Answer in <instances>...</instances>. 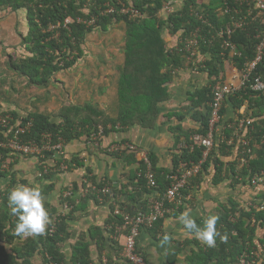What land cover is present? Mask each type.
<instances>
[{
	"label": "trees",
	"instance_id": "trees-1",
	"mask_svg": "<svg viewBox=\"0 0 264 264\" xmlns=\"http://www.w3.org/2000/svg\"><path fill=\"white\" fill-rule=\"evenodd\" d=\"M169 1L171 0H0V12L6 9L11 12L22 11L21 15L27 29L26 35L21 38V46L25 54L21 57L9 56L6 65L9 71L23 78L29 87L35 89L47 88L56 74L75 64L76 58L83 53L82 48L89 34L105 33L113 24L121 23L124 27L123 63L117 74L116 111L113 115H108L94 103H85L83 105L63 104L58 111L50 115L36 111L20 116L14 108L5 111L0 109V118L9 116L11 125L31 123L29 133L19 137L22 143L39 144L42 136L47 134L51 137L50 144H55L60 139L63 146L81 137L89 139L99 127L103 130V136L134 126L153 128L160 119V105L169 99V85L175 77L174 72L185 66L188 57L183 52V44L177 46L178 51L173 50L174 47L165 42L163 32L175 35L182 30L184 38H188L191 32L198 28L200 30L196 47L198 55L189 62L188 67L205 73L208 82L188 95L189 103L184 111L192 120L199 123V127L195 131H187L177 126L173 131L177 150L180 149L182 142L190 146V137H197V141L192 142L194 145L192 152L180 149V154L174 158L176 165L178 166L180 162H199L202 157L200 142L208 130L210 118L208 103L211 101L212 87L220 74L224 73L225 62L241 71L247 62L253 60L258 43L256 36L264 30V27L248 23L242 29H233L232 24L243 17L248 9L244 0H207L206 3L203 0H178L181 2L180 9L173 10L169 7L166 10L163 6ZM217 9L223 12L221 16L218 15ZM109 10L111 12L106 13ZM121 10H126L127 13ZM134 12L137 13V17H131ZM67 20L70 22L65 24ZM228 29H231L229 35L224 33L221 37L218 36L219 32H225ZM224 42L234 46L237 55L231 56L228 49L224 50L222 48ZM254 76H259L264 83V58L252 72L251 77ZM247 85L224 102L220 111L222 116L220 124L224 126V135L228 139L233 130L226 128L228 124L224 123L223 114L227 111L226 107L229 106L235 114V120L229 121L231 125L236 126L239 119L246 117L250 121L251 128L244 129L243 138L249 143L247 149L251 150L250 157L254 158L248 160L246 157L247 164L242 167H238L236 159L225 164L221 157L230 156V150L234 148L227 146L225 140L216 142L215 138L213 149L202 163L201 172L188 184L198 182L202 174L207 173V170L211 168L214 170L215 184L229 181L230 186L250 187V179L264 173V97L251 92ZM241 108H244V115L237 114ZM183 117L182 113H168L163 116L167 122L172 118L181 121ZM5 130L0 128V142H3L2 144L6 147V138L12 139L13 135L5 136L2 134ZM5 147L0 146V182L7 185L6 189L0 190V264H89L90 260L87 257L89 246L85 242L81 241L74 246L70 260L65 261L62 252V243L68 237L70 214L79 208L73 207L75 197L63 198L57 210L46 209L51 222L46 226L43 235L29 237L15 235L16 217L9 214L7 196L16 181L13 171L14 163L8 160L12 158V155L21 154H13ZM241 150L240 145L237 148L236 158ZM44 154L46 157L53 155L47 152ZM129 154L135 157V154ZM25 157L37 158L34 155ZM61 160L64 161L62 156L55 159L56 162ZM148 160L157 187L148 190L145 180L135 175L134 193L136 195L139 191L148 190L155 193L157 197L162 196L171 180L165 176L166 173L162 175L154 168L149 155ZM138 164L137 172H143L145 166L141 161ZM4 165L9 166V171L3 170ZM54 172L42 174L48 177ZM20 183L25 184L24 181ZM103 185L104 183L99 184L98 187L102 188ZM74 190H77V187ZM91 196H94V193H88L84 199ZM250 201L251 205L228 199L226 205L206 215L205 217L219 216L217 230L221 234L226 233L228 241L221 243L217 238L216 247L208 248L194 240L196 248L186 258V262L188 264H239L241 258L246 257V262L254 264L255 254L264 259V239L258 236L264 229V192H259ZM63 203L73 207L70 212H65ZM150 205L151 203L143 204L140 210L128 209L123 212L130 216H135L138 212L147 214ZM169 206L165 202L166 212L150 228L143 227L140 234L142 231L156 232L167 215ZM202 220L196 222L201 224ZM120 224L121 218L114 217L106 227L108 233L112 234L110 225ZM51 229H54L52 233H50ZM124 234L127 235V231ZM98 235L100 238L96 243L98 256H101L100 251L107 244L119 245L122 251L123 244L105 238L101 231ZM138 238L135 240V252L145 262L143 254L137 247ZM182 247L183 245L175 246L172 252H179ZM108 260L113 263L111 258Z\"/></svg>",
	"mask_w": 264,
	"mask_h": 264
},
{
	"label": "crops",
	"instance_id": "crops-1",
	"mask_svg": "<svg viewBox=\"0 0 264 264\" xmlns=\"http://www.w3.org/2000/svg\"><path fill=\"white\" fill-rule=\"evenodd\" d=\"M167 41L170 46L175 45L174 39ZM85 44L82 48L83 51L86 50ZM83 58L84 53L76 58L75 64L61 72H67L72 67L81 66L79 64L87 60ZM225 65L227 66L226 63ZM226 70L225 68L226 80H232L230 73ZM116 80L117 78L110 85L114 90V94H116ZM207 82V75L195 69L177 73V76L173 78L169 85V99L160 105V119L153 128L134 126L124 131L110 132L103 136L98 145H93L85 137L65 144L62 157L63 162L68 166L66 170H58L53 175L46 177L42 174V167L36 158L24 159L12 155L13 158L15 157L14 160L12 158L8 160L14 163L15 180L24 181L27 186L33 184L41 186L47 210L59 209V203H62L66 189L70 187L74 191L75 204H73V207L77 206L79 208L70 214L71 220L68 221L67 229L68 237L62 243L65 261L71 259L72 251L75 249L74 246L82 241V243L85 242L89 246L87 256L90 260L89 264H123L119 245L107 244L100 251L101 256H98V246L96 244L100 239L98 233L101 231L102 235L104 234V237L110 240V233H108L106 227L114 218L112 210L115 207L122 208L124 211H128V209L140 210L143 204L151 203L157 195L149 192V189L139 191V195L134 193V188H136L134 179L138 173V163L140 162L138 156L133 157L129 153H113L110 155L105 152V149L122 141L132 143L140 151L150 156L154 168L160 171V174L164 175L166 173L165 176L172 177L178 167L174 158L180 154V149L177 150L176 147L173 129L177 126L187 131L198 129L199 123L185 114L184 108L189 103L188 95L205 86ZM85 91L87 93L89 91L93 92V89H85L82 83H75L70 92V97L71 94H74V97L70 98L68 102L61 103V105H79V96ZM226 108L227 111L223 114V118L224 123L227 122L226 124L229 125L231 124L230 120H235V114L232 113L229 106ZM168 113H182L184 117L181 121L172 118L167 122L163 116ZM218 140L216 138V142ZM233 148L230 150V156L221 157L225 164L235 161L238 144L234 145ZM55 158L59 157L56 155ZM48 164L52 167L55 161H49ZM213 179L214 170L211 168L207 170V173L202 174L198 182L195 181L189 184L183 193L173 203L169 204L167 215L156 232L152 230L141 232L137 247L144 256L145 264H188L186 258L195 250L196 247L193 241L197 239L194 235L189 234L179 222L178 217L182 212L188 210L196 221H200L217 208L226 205L228 199H234L240 204H248L259 192H264V183L257 186L250 185V187H247V185L230 186L229 181L215 184ZM87 182H94L98 185L104 183V185L110 186L112 195L100 197L94 194V196L84 199L82 196L83 185ZM3 186H5V183L0 182V187ZM75 187H77V190H74ZM92 197L94 198L92 199ZM165 234L170 235L172 239L169 244L161 247L159 241ZM260 238L264 239L263 237ZM109 240L107 241L110 243ZM117 242L122 244L121 240ZM197 242L203 244L198 240ZM179 245H183L182 249L179 252H172L174 247ZM255 257L254 264H264L263 257H258L257 254H255ZM108 258H111L113 263Z\"/></svg>",
	"mask_w": 264,
	"mask_h": 264
},
{
	"label": "built area",
	"instance_id": "built-area-1",
	"mask_svg": "<svg viewBox=\"0 0 264 264\" xmlns=\"http://www.w3.org/2000/svg\"><path fill=\"white\" fill-rule=\"evenodd\" d=\"M247 4L251 3V8L248 10L247 15L245 17L240 18L237 22L232 24L233 29H242L246 24H250L253 22L258 21L260 25L264 26V0H245ZM250 7V6H249ZM254 13H253V12ZM111 12V11H110ZM123 13H127V11L121 10ZM131 17H137V13L131 14ZM70 21H65V24H68ZM248 22V23H247ZM199 29H195L191 32L190 36L182 41L183 44V52H185L188 57L187 61L190 62L193 58L198 55L197 45L199 41ZM230 34L231 29L227 31H221L218 33V36L221 37L223 34ZM258 43L255 47V56L253 60L247 62L244 65V68L241 71H238L234 66H231V70L228 71L231 75L232 80H226L224 78V74H220L218 80L214 84L211 90V101L209 102L208 106L210 109V118L208 122V130L206 136L201 140L200 145L202 147V157L201 160L197 163H186L180 162L176 169L175 175L170 177L171 183L169 187L166 189L165 193L162 196L156 197L151 202L150 210L147 214L142 212H138L135 216H130L127 213H124L119 207H115L113 210V217H120L121 224L120 225H113L109 227L112 231L110 235V239L114 241H122V251H121V259L123 264H145L143 258L135 252V240L138 238L140 231L143 227L150 228L152 224L160 217H162L163 213L166 212L164 203H172L180 196V193L185 187L188 185V182L195 178L201 172L202 163L207 159L210 151L213 149L215 138H218L220 141H226L227 146H236L238 147L241 145V151L236 158V162L238 163V167H242L243 165L247 164V159H252L253 156L250 157L251 150L247 149L248 141L244 140L243 133L246 127H250V121L246 119V117H242L239 119L236 126L229 124L226 128H230L233 130L231 136L227 139L224 135L225 128L223 125L220 124L222 120L221 116V109L225 102V100L239 92L242 88H244L247 84L248 89L261 95L264 97V83L262 82L259 76L251 77L252 72L255 70L256 66L260 64L264 58V31L256 36ZM222 48L224 50H229L231 56L237 55L235 53L234 46L224 42ZM239 115H244V108H241L238 111ZM11 122V118L6 116L5 118H0V128L9 130L7 132H2L6 136V134L13 135L12 139L9 137L6 138V147L3 142H0V146L8 148L12 151L13 154H21L23 156H30L34 155L38 159H43L45 157L44 153H53V157L55 155H62L63 151V144L59 139L57 143L50 144V135L42 136L41 141L39 144L27 142L22 143L19 140L21 135L29 133L31 123L26 122L24 125L17 124L13 125V127L9 126ZM103 138V130L99 127L97 132H94L90 135L89 140L93 145H98L100 140ZM197 141V137H190V146H187L184 142L181 143L180 149H187L190 152L193 151L194 145L192 142ZM105 151L108 154L113 153H133L135 156H138V159L142 162L145 166L143 172H138L137 177H142L145 180V184L149 189H155L157 187V183L155 180L154 173L151 169L150 162L148 160L147 153L140 151L136 146L132 143H116L113 145L108 146ZM248 155V156H247ZM4 165L3 167H5ZM67 165L62 161L59 164L58 168L54 166L44 165L42 173H51L52 171L57 172L58 170H66ZM251 186H257L261 183H264V173H260L259 175H255L250 179ZM99 185L93 182H87L86 188L83 191L82 196L85 197L88 193L92 192L97 196L102 194L104 196L112 195L110 186L103 185L102 188L98 187ZM72 196V189L69 187L66 189L63 198H68ZM250 204V203H248ZM251 205V204H250ZM63 208L65 212H69L72 207L68 204L63 203ZM54 227V226H53ZM54 229L50 230L52 233ZM127 231V235L124 232ZM239 264H249L246 262V257L241 258Z\"/></svg>",
	"mask_w": 264,
	"mask_h": 264
},
{
	"label": "rangeland",
	"instance_id": "rangeland-1",
	"mask_svg": "<svg viewBox=\"0 0 264 264\" xmlns=\"http://www.w3.org/2000/svg\"><path fill=\"white\" fill-rule=\"evenodd\" d=\"M203 2L206 3L207 0H203ZM169 7H172L173 10L180 9L181 2L171 0L163 6L166 10ZM21 12H11L8 9L0 12V109L5 111L14 108L20 116L36 111L50 115L61 108V103L68 102L70 98L74 97V94H71L70 97L72 86L75 83H82L85 89H93V92L85 91L81 96L78 95L79 105L94 103L108 115H113L116 111V94L110 85L117 78L119 68L123 63V24H113L105 33L89 34L85 44L86 50L83 51V59L87 60L81 62L79 64L81 66L72 67L67 72L56 74L47 88L35 89L29 87L23 78L9 71L6 65L9 56L21 57L25 54L21 46V38L26 35L27 29ZM106 13H110V10ZM217 13L219 16L223 14L219 9H217ZM182 34V30L175 35L163 32V37L168 45L167 40L174 39L175 45L171 47L178 51L177 49L182 43L181 40L185 37ZM225 63L226 67L224 68L230 71V64ZM188 65L189 62L186 60L185 66L174 72L175 77L177 73L193 70V67L188 68ZM14 156L28 159L21 155ZM12 159L14 160L13 157ZM3 170L9 171L8 166L3 167ZM15 181V185L20 184L18 179ZM6 188L7 185L0 187V190ZM258 236L264 238V229Z\"/></svg>",
	"mask_w": 264,
	"mask_h": 264
},
{
	"label": "clouds",
	"instance_id": "clouds-1",
	"mask_svg": "<svg viewBox=\"0 0 264 264\" xmlns=\"http://www.w3.org/2000/svg\"><path fill=\"white\" fill-rule=\"evenodd\" d=\"M244 2L246 3L245 0ZM246 5L248 6V9L246 10L243 17L247 15V12L250 9L249 6L251 5V3L250 4L246 3ZM250 24L260 25L258 21L250 23ZM261 32H259L258 34H260ZM223 74L225 78V68H224ZM9 126L13 127V125H11V122ZM9 128H7L5 132H7ZM55 156L54 157L45 156L41 160L36 158L42 167V171H43L44 165H49L48 164L49 161L53 162L55 161V159L60 158V155H57L59 158H55ZM62 161L63 160H61L60 162L55 161V164L53 166L55 168H58L59 163H61ZM188 185L185 187V189L188 187ZM149 190H152V189H149ZM73 193L74 191L72 190L71 198L73 197ZM44 202H45V197L42 195V188L39 184H33L32 186H27L25 184H17L12 189H10L8 196H7V208L9 210V214L13 217H16V223H15V228H14L15 235L29 237V236L43 235L45 233L46 226L50 224L51 221L49 218L48 211L45 208ZM178 219H179V222L183 225V228L189 234L194 235L198 241L203 243L208 248L216 247L217 238H219L221 243H227L228 241V235L226 233L221 234V232L217 230L216 225H217V221L219 220V216L217 215L207 216L203 218L201 224H198L196 222V219L191 214V212L186 210L179 215ZM171 239L172 237L170 235L165 234L162 237V239L159 241L160 246L164 247L165 245L169 244Z\"/></svg>",
	"mask_w": 264,
	"mask_h": 264
}]
</instances>
